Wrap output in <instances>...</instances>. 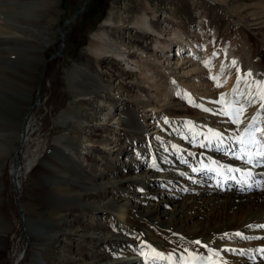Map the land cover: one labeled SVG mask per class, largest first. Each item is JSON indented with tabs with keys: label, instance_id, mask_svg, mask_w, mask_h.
<instances>
[{
	"label": "rangeland",
	"instance_id": "obj_1",
	"mask_svg": "<svg viewBox=\"0 0 264 264\" xmlns=\"http://www.w3.org/2000/svg\"><path fill=\"white\" fill-rule=\"evenodd\" d=\"M33 1L0 0V16L9 27L18 26L14 14L27 16L28 35L44 47L42 64L35 67L29 84L32 101L23 104L16 124L0 121V233L4 234L0 235V264H16L18 259L29 264H82L81 258L96 259L100 248L94 240L78 237L79 232H87L93 225L108 234L120 228L133 239L127 245L106 244L103 249L112 258L137 257L135 260L143 254L149 261L155 254V238L150 233L142 236L135 225L113 223L114 211L105 208L104 203L123 192L126 184L122 179L145 170L156 144L163 146L150 133L154 126L166 134L176 127L181 130L176 132L180 140L205 143L206 131H215L210 124L205 127L207 130L203 127V118L220 119L218 116L226 109L218 101L229 88L247 80L248 62L264 76V0H89L86 10L67 24L61 54L49 60L58 51L63 21L85 0H51L50 5L47 0H37V4ZM31 5L36 10H25ZM144 13L154 16L150 21L155 32L131 27L134 17ZM106 19H111V23L105 24ZM9 27L0 24V69L9 62L2 56L8 54L5 47L9 44L4 33L14 32ZM174 30L181 36H174ZM98 32H105L117 47H127L129 57L120 60L91 54L87 47L91 35ZM156 38L170 43L173 53L187 41H194L201 51L198 62H205L203 71L193 69L187 51L178 63L172 60L166 65L161 92L151 87L124 62L140 59L139 52L143 51L152 66L161 64L156 58L161 53L153 47ZM74 64L88 70L75 77L78 93L72 91L68 82ZM241 76L244 78L238 79ZM204 87L208 92L202 90ZM36 92L39 101L31 108L28 121L25 113ZM176 93L201 97L193 106L187 104L181 110L174 104L162 107L157 102V94L171 99ZM262 103L264 100L259 103L257 124L264 117ZM70 104L76 112L74 120L57 123L56 117ZM152 107L156 111H146ZM27 123V139L21 144L18 158L22 166L33 157L36 147L37 157L31 170L15 183L10 171ZM54 138H61L59 144L71 152L72 159L53 155ZM177 147L172 143L173 150ZM142 176L137 175L138 179ZM139 187L126 190L131 194L142 192ZM169 190L182 192L175 185ZM123 195L143 206L154 203L128 193ZM95 203L100 208L92 211L87 204ZM26 220L30 221L31 230L42 229L53 236L29 232ZM219 257L225 260L222 254ZM256 257L261 256L257 253L253 259Z\"/></svg>",
	"mask_w": 264,
	"mask_h": 264
},
{
	"label": "bare ground",
	"instance_id": "obj_2",
	"mask_svg": "<svg viewBox=\"0 0 264 264\" xmlns=\"http://www.w3.org/2000/svg\"><path fill=\"white\" fill-rule=\"evenodd\" d=\"M33 2L37 4V0ZM51 3H53L51 0L46 2L47 5ZM28 8L36 10L32 5L25 7V10ZM16 14L14 18L18 24L17 27H9L11 25H8L9 23L0 16V24L14 30V32L4 33V39L9 44L5 47V50L8 49V54H2V56L9 62L0 69V121L7 125L16 124L24 109L23 104L32 101L29 84L35 67L42 64L41 54L44 50V47L27 33L26 20L29 18L23 14ZM153 18L154 16L150 18L147 13L137 15L131 22V27L155 32L150 21ZM104 22L109 24L111 19H106ZM67 24L69 23H66V26ZM172 34L176 37L181 36L175 30ZM153 47L156 52L161 53L156 57L161 64L152 66L143 55V51L139 52L140 59H131L130 62L124 63L132 66L151 87L158 91L164 83L161 77L165 76L166 65H170L172 60L178 63L184 56L181 55L187 51L190 52L193 69L203 71L205 62H198L197 57L200 56L201 51L194 41H187L176 48L174 53L171 52L170 43H163L158 38L155 39ZM124 48L117 47L105 32H98L91 35L87 50L94 56L106 54L124 60V56L129 57L125 51L127 47ZM247 69L251 72V76L233 89L229 88L223 95L222 102L225 111H232L234 100H238L239 105L246 106L245 111L240 114L241 124L233 123L232 118L224 114L218 116L220 119H214L213 116L203 118V127L210 124L209 126L215 131L205 128L207 130L205 143L180 140L176 132L181 130L176 127L172 128L171 134H166L154 126L155 130L150 133L153 139L160 140L163 146L158 147L156 144L151 152L150 162L144 165L145 170L141 173L135 172L128 179H122V182L126 184L125 189H122L123 192L104 203L105 208L109 207L114 211L111 214L113 223L123 226L135 225L144 237L146 233H150L155 238L152 244L155 253H162L164 257L171 254L172 258H160L155 254L149 261L143 254L135 260L133 259L137 257L126 260L112 258L103 249L106 244L127 245L133 239L123 234L120 228L108 234L103 233L100 227L93 225L91 230L87 231L88 233L84 230L79 232L78 237L94 240L100 252L96 255V259L91 261L79 258L82 264H176L181 257L186 258L188 253H197L200 257L210 258L212 264H264V227H258L264 225V162L248 163L247 156L241 159L240 156L244 152L255 156L260 149L258 146L251 145L242 147L238 143V137H234V135L242 134L253 117L257 116L261 101L260 92L264 90V85L258 89V82H264V76H260L256 65L248 62ZM87 71L74 64L68 75L72 91L78 93L79 88L74 85L75 77ZM202 90L208 92L207 87ZM165 93L169 97V94ZM162 95L157 94V102L161 103L162 107L174 104L178 106V110L186 108L187 104L193 106L192 103L197 102L196 99L201 97L196 95V98H191L185 93H176L174 97L171 99L167 97V99ZM250 100L253 102L249 103ZM146 111L156 110L152 107ZM75 115L76 112L70 104L59 113L56 122L66 123L68 120H74ZM120 117L119 114L118 118ZM262 118L263 120L257 124L260 129H264V117ZM28 126L27 123L22 131L23 142L27 139L25 135H27ZM130 137L133 138V136ZM60 139L53 140V155L60 154L65 160L72 159L71 152L59 144ZM172 143L178 144L179 147L173 150ZM36 151L37 147L32 150L33 157L22 166L17 154L18 163L10 171L15 183L21 175L31 170L37 157ZM138 174L143 176L138 179ZM137 185L141 187L142 192L134 191L131 194L129 190ZM172 185L177 186L178 189L181 188L182 192L175 194L173 190H169ZM127 187L129 190H126ZM124 193L138 197L146 203L147 201H154V203L150 207L143 206L142 202L138 203L139 201L136 202V200L131 202L129 197H124ZM87 206L92 211L100 208L98 203L87 204ZM26 229L40 236H53L42 229L32 228L31 230L29 220H26ZM237 233L242 235H236ZM0 235L4 237L3 232ZM149 240L152 241L151 239L146 241ZM195 241H200V244H196ZM185 249L188 251L185 252ZM257 253L261 257L253 259ZM219 254H222L225 260H222ZM22 261L18 259L16 264H29Z\"/></svg>",
	"mask_w": 264,
	"mask_h": 264
},
{
	"label": "snow or ice",
	"instance_id": "obj_3",
	"mask_svg": "<svg viewBox=\"0 0 264 264\" xmlns=\"http://www.w3.org/2000/svg\"><path fill=\"white\" fill-rule=\"evenodd\" d=\"M209 62H206V64ZM235 61H232V64L235 65ZM247 76H251V72H248L246 74ZM244 77H238V79H241ZM214 80H218V77H212ZM261 85H264V82H258V89L261 88ZM217 86H220L219 84ZM223 95L221 96V101L218 102H223ZM260 99L264 100V90H261L260 92ZM253 101H249V103H252ZM233 108L232 111H224V115H228L232 118L233 123H236L237 125L242 123V120L240 119V114L245 111V107L243 105H239L238 100H234L232 102ZM261 109H264V103L260 105ZM207 110V109H205ZM257 118L254 116L253 120L249 122L248 126L244 128L243 133L238 136V143L242 147H247L248 145H251L253 147H259V151L256 153L255 156L248 155L247 152H244L240 158L244 159L245 156H247V162L248 163H253L255 161L256 163L264 162V129H260L256 123ZM258 134V135H257ZM219 135V133H217ZM251 175V173H249ZM251 227V226H249ZM258 227H264V225H259ZM236 235H242L240 233H237ZM196 244H200V241H195ZM207 247V246H205ZM155 252V250H152ZM188 250L185 249V252ZM215 254V253H214ZM157 257L160 258H167L171 259V254H169L168 257H164L162 253H155ZM176 264H212V261L210 258L207 257H200L199 254L197 253H188V256L181 257Z\"/></svg>",
	"mask_w": 264,
	"mask_h": 264
},
{
	"label": "water",
	"instance_id": "obj_4",
	"mask_svg": "<svg viewBox=\"0 0 264 264\" xmlns=\"http://www.w3.org/2000/svg\"><path fill=\"white\" fill-rule=\"evenodd\" d=\"M89 0H85L84 3L82 5H79V7L73 12V14L71 15V17L69 18H66L64 21H63V24H62V27H61V31H60V34H59V37H58V40H60V44H59V48H58V51L54 54H52L50 57L47 58V60H49L52 56L54 55H59L61 54L62 52V46H63V35L66 31V23H73L75 21V19L77 18V16L79 15V13L83 12L86 10L87 8V3H88ZM39 101V95H38V92H36L35 94V97H34V102L31 106H29L26 114H25V120L29 118V112L31 110V108H33L34 105H36V103ZM23 143V140L21 139L20 140V143L19 145L17 146V149L16 151H14V157H13V165L16 166L17 163H18V158H17V154L16 152L18 151V148L20 147V145ZM12 175V174H11ZM13 177V175H12ZM14 179V177H13ZM15 181V179H14Z\"/></svg>",
	"mask_w": 264,
	"mask_h": 264
}]
</instances>
